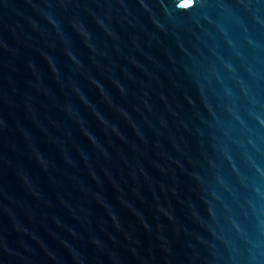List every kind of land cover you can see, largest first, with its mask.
I'll return each instance as SVG.
<instances>
[{"label": "water", "instance_id": "water-1", "mask_svg": "<svg viewBox=\"0 0 264 264\" xmlns=\"http://www.w3.org/2000/svg\"><path fill=\"white\" fill-rule=\"evenodd\" d=\"M0 264H264V0H0Z\"/></svg>", "mask_w": 264, "mask_h": 264}]
</instances>
